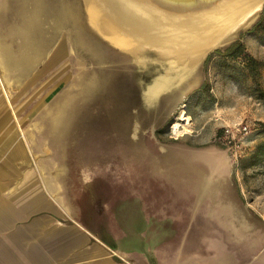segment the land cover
<instances>
[{
  "label": "rangeland",
  "instance_id": "rangeland-1",
  "mask_svg": "<svg viewBox=\"0 0 264 264\" xmlns=\"http://www.w3.org/2000/svg\"><path fill=\"white\" fill-rule=\"evenodd\" d=\"M259 20L264 5L148 104L143 88L161 66L101 38L82 0H0V72L24 103L23 134L58 169L71 205H94L79 219H97L121 250L173 223L199 264H264V159L246 167L264 142V72L256 85L245 67L247 57L264 61V36L250 30ZM237 40L243 56L214 52Z\"/></svg>",
  "mask_w": 264,
  "mask_h": 264
},
{
  "label": "crops",
  "instance_id": "crops-1",
  "mask_svg": "<svg viewBox=\"0 0 264 264\" xmlns=\"http://www.w3.org/2000/svg\"><path fill=\"white\" fill-rule=\"evenodd\" d=\"M6 83L0 72V264H199L184 248L183 229L175 239L173 223L150 228L139 248L121 250L110 231L101 235L97 219L89 222L94 228L79 219L91 207L71 205L55 181L58 169L23 134L24 103Z\"/></svg>",
  "mask_w": 264,
  "mask_h": 264
},
{
  "label": "bare ground",
  "instance_id": "bare-ground-1",
  "mask_svg": "<svg viewBox=\"0 0 264 264\" xmlns=\"http://www.w3.org/2000/svg\"><path fill=\"white\" fill-rule=\"evenodd\" d=\"M102 1L108 8L94 16L98 35L140 66L146 67L151 62L161 66L144 84L142 96L148 104L180 85L211 47L253 21L264 3V0H219L214 4L198 2L187 10L186 5L163 11L160 6L134 0ZM150 53L157 56L150 58ZM99 59L104 60L102 56ZM172 129L177 133L176 125Z\"/></svg>",
  "mask_w": 264,
  "mask_h": 264
},
{
  "label": "trees",
  "instance_id": "trees-1",
  "mask_svg": "<svg viewBox=\"0 0 264 264\" xmlns=\"http://www.w3.org/2000/svg\"><path fill=\"white\" fill-rule=\"evenodd\" d=\"M250 30L251 32H255L256 34L264 36V24L261 20L253 25ZM214 52L225 58L236 59L244 55V46L240 40H237L223 49H216ZM245 67L250 74L253 82L257 85L256 79L259 72H264V61H257L254 58L247 57ZM262 159H264V142L257 144L254 152L251 155V161L246 165V167L256 164Z\"/></svg>",
  "mask_w": 264,
  "mask_h": 264
},
{
  "label": "water",
  "instance_id": "water-1",
  "mask_svg": "<svg viewBox=\"0 0 264 264\" xmlns=\"http://www.w3.org/2000/svg\"><path fill=\"white\" fill-rule=\"evenodd\" d=\"M134 1L142 3V4L151 5V6H160L161 8H159V9H162L163 11H167L168 9H170L171 7H174V6L179 7V6H186L187 5V7L185 8L187 10V9H190L189 5H192V4H195L198 2H201V3L205 2L208 4H214L215 2H218L219 0H134ZM82 3H83V9L85 11V15L87 17L89 26L92 28L93 31L97 32L96 27L94 25V20H95L94 16L99 15L102 11L105 12L104 10L108 8V7H106L107 4L105 3V1H102V0H82ZM263 5H264V3H263ZM263 5H262V7H263ZM262 7H260V9ZM91 18H93V20ZM101 38H103V37L101 36ZM103 39L106 40L105 38H103ZM220 44L221 43H219L218 45H220ZM218 45L211 47L210 51L213 50ZM208 53H206V55Z\"/></svg>",
  "mask_w": 264,
  "mask_h": 264
},
{
  "label": "built area",
  "instance_id": "built-area-1",
  "mask_svg": "<svg viewBox=\"0 0 264 264\" xmlns=\"http://www.w3.org/2000/svg\"><path fill=\"white\" fill-rule=\"evenodd\" d=\"M239 133H243L245 134L247 132V126L243 125L241 126L239 129ZM234 133L232 132V130L226 128L224 129L223 133H222V137H223V141L224 143H226L227 145H232L235 143V137H234Z\"/></svg>",
  "mask_w": 264,
  "mask_h": 264
}]
</instances>
